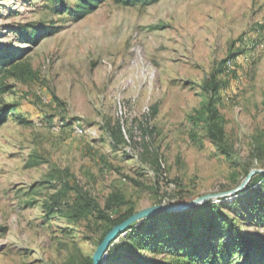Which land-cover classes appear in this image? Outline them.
Wrapping results in <instances>:
<instances>
[{
	"label": "rangeland",
	"instance_id": "rangeland-1",
	"mask_svg": "<svg viewBox=\"0 0 264 264\" xmlns=\"http://www.w3.org/2000/svg\"><path fill=\"white\" fill-rule=\"evenodd\" d=\"M78 2L0 0V63L34 73L0 78V108L12 110L0 126V264L92 263L104 226L50 219L56 192L71 188L70 204L81 189L101 208L118 193L136 213L234 190L254 171L212 206L253 241L249 264H264V0H106L81 20L70 15ZM34 29V40L23 36ZM219 63L221 148L197 121L201 86ZM187 230L192 243L207 239L197 223ZM214 232L213 243L232 238L221 225ZM120 254L102 264H143L148 253ZM169 255L148 256L169 264Z\"/></svg>",
	"mask_w": 264,
	"mask_h": 264
},
{
	"label": "trees",
	"instance_id": "trees-1",
	"mask_svg": "<svg viewBox=\"0 0 264 264\" xmlns=\"http://www.w3.org/2000/svg\"><path fill=\"white\" fill-rule=\"evenodd\" d=\"M46 1L55 2L59 0ZM78 1L75 9L70 11V15L81 20L98 9L106 0ZM112 1L118 4L131 6L136 2L153 4L159 0ZM51 29H54V27H51ZM37 33H40L39 29L29 30V32L23 34V36H27L31 40H34ZM46 33L48 35L50 34V32ZM8 65L9 64L4 66V64L0 63V78L13 77L19 80L34 78V73L29 65H21L20 62H12L9 66ZM221 73L222 65L219 63L217 66L213 67L210 74L203 82L201 90L206 100L202 103V109L198 112L197 117V121L205 127L209 139L218 148L223 146L224 139V132L220 124L219 113L216 107V102L219 99L218 95L222 87V82L219 79ZM6 92H8V86L0 79V95ZM11 111L12 110L8 111L0 108V126L6 121ZM155 113L156 106L152 109V115L154 116ZM145 131L146 130H143V132ZM145 134L147 133L145 132ZM112 135L114 139L117 140V144L126 142V135L119 122L113 126ZM157 164L159 170L162 171L160 169L161 164L158 162ZM70 190L72 191V189L69 188L68 190L56 192V194L48 197L47 212L49 213L50 219L54 220L57 217H63L73 222L93 219L96 224L104 226L101 241L114 225L119 224L133 214L131 203L124 200L118 193L110 194L104 206L101 208L95 200L89 198L81 189H75V198L71 203L62 204L63 201L65 202V200H67V194ZM162 218L168 223L165 227L160 223ZM187 218H192L189 219L190 224H188ZM192 223H197L199 227L203 228L205 234L207 233V239H205V241L193 243L189 241L190 234L187 228L193 225ZM219 225L224 227L226 232L232 237L227 244H221V241H219L221 239L213 243V239L218 237L214 231L219 228ZM238 227V222L232 221L227 214L216 211V207L208 202L201 207L184 212L157 214L146 218L139 224L132 225L123 232L126 234V240L121 244V248L114 249L115 242L113 241L106 251L104 258L109 257V261L115 258H122L123 255L120 254V251L123 249L124 251L140 250L147 252V257L140 258L143 264H151V258L149 256H166L167 252H170V255L167 256L170 262L169 264H232L226 263V261L229 258L232 260L236 254L238 255L240 253L246 256L240 258L239 264L253 263L256 259L249 260L248 256L250 254H247V251H250V249L254 247V244H252L253 241L244 235ZM192 228L194 230L197 229L195 226L191 227V229ZM246 260L248 261L246 262ZM89 264L92 263L89 262Z\"/></svg>",
	"mask_w": 264,
	"mask_h": 264
},
{
	"label": "water",
	"instance_id": "water-1",
	"mask_svg": "<svg viewBox=\"0 0 264 264\" xmlns=\"http://www.w3.org/2000/svg\"><path fill=\"white\" fill-rule=\"evenodd\" d=\"M255 172L256 171L250 172L246 177V179L243 181V183L234 190L223 193L210 194L182 204H161V205L151 206L142 209L136 213H133L119 224L114 225L105 234L104 238L102 239V241L100 242V244L98 245L96 251L92 256V264H102L103 256L105 255L106 251L108 250L112 242L115 241L121 233L129 229L132 225L136 223H140L144 221L146 218L157 214L184 212L187 210L195 209L206 202L212 203L214 201L224 200L228 196L237 194L239 191H241L248 184L250 178Z\"/></svg>",
	"mask_w": 264,
	"mask_h": 264
}]
</instances>
